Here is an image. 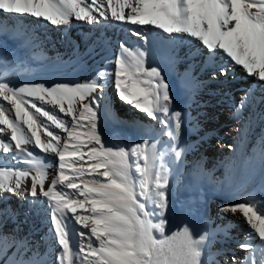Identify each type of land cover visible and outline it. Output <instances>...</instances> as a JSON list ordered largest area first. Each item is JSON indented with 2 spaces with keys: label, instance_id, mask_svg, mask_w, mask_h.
<instances>
[{
  "label": "snow or ice",
  "instance_id": "1",
  "mask_svg": "<svg viewBox=\"0 0 264 264\" xmlns=\"http://www.w3.org/2000/svg\"><path fill=\"white\" fill-rule=\"evenodd\" d=\"M0 13L27 15L57 27L74 21L133 25L132 36L145 44L148 38L139 29L150 26L181 41L198 42L211 61L219 57L223 64L241 67L257 84L264 83V0H0ZM120 49L109 61L115 66L118 98L160 124L156 137L131 146L105 143L98 123L105 80L111 75L106 70L84 83L52 86H17L4 74L0 134L10 136L0 135V155L10 156L16 166H0V199L11 194L29 202L46 201L49 235L60 249L55 264H220L216 256L222 250L212 253L211 246L218 237H229L227 225L199 233L187 223L170 233L166 229L173 172L179 171L187 150L178 143L182 113L172 111L170 84L161 69L145 67L146 50H133L126 43ZM219 74L226 76L227 68L221 67ZM211 78H217L215 71ZM250 98L245 93L233 105L234 116ZM49 154L54 161L46 159ZM50 168L55 172L46 187ZM218 211L242 214L248 225L246 239L239 243L248 255L238 261L233 254L231 264H264V200L253 197L221 205ZM11 246L18 258L9 264H47L38 251L23 255L31 250L27 239L9 244L7 237H0V253Z\"/></svg>",
  "mask_w": 264,
  "mask_h": 264
},
{
  "label": "bare ground",
  "instance_id": "2",
  "mask_svg": "<svg viewBox=\"0 0 264 264\" xmlns=\"http://www.w3.org/2000/svg\"><path fill=\"white\" fill-rule=\"evenodd\" d=\"M136 27L117 22L89 25L75 21L69 26L57 27L27 15L18 17L0 13V77L6 74V78L17 86L23 83L52 86L55 83H84L97 71L106 70L111 75L105 80L98 131L107 145L131 146L146 138H155L161 126L118 98L114 84L115 66L109 61L121 53V43H126L133 50L137 47L146 50L145 67H159L170 84L172 111L182 113L178 143L187 149L179 171L173 172L166 229L170 233L187 223L199 233L204 228L227 225L229 237H218V242L211 246V252L222 250L223 254L216 256L220 264L225 260L231 264L233 254L239 261L248 255L239 247V243L246 239L248 225L242 222V214L220 213L218 209L221 205L253 197L264 200V83L257 84L241 67L223 64L219 57L211 61L207 50L204 53L198 42L190 39L181 41L178 37L144 26L139 30L148 38L145 44L129 31ZM221 67L227 68L226 76L219 74ZM213 71L221 82L207 86L206 81ZM233 82H238L239 89H234V84L230 85ZM248 92L251 93L248 104L238 117L234 116L236 108L233 105H238ZM114 95L117 102L113 106L115 109L110 110ZM44 106L52 110L51 105ZM7 107L10 109L11 106ZM187 111L194 114L188 115ZM222 111L226 113L223 119L229 122L219 127ZM11 115L14 119V112ZM60 116L71 119L62 113ZM127 129L133 131L134 139L126 138L124 133ZM53 130L62 137L66 136L59 129ZM0 135L7 138L10 133ZM210 135L225 136L230 141L221 139L220 143L214 142L217 149L213 151L206 143ZM162 139L167 140V137ZM186 157H189V163L184 164ZM46 159L55 160L51 154ZM206 162L210 163L207 169ZM0 166L13 167L16 162L8 155H0ZM182 167L186 171L179 174ZM48 172L46 187L55 169L50 168ZM26 185L30 188V177ZM175 203L181 206L182 212ZM30 208L33 210L29 211ZM46 208L47 203L43 199L29 202L5 194L0 199V237H7L9 244L13 240L27 239L31 250L23 252L25 257L38 251L47 264H55L60 249L54 247L49 235L50 217L45 215ZM17 258V248L11 246L6 253H0V264H9L10 260Z\"/></svg>",
  "mask_w": 264,
  "mask_h": 264
},
{
  "label": "rangeland",
  "instance_id": "3",
  "mask_svg": "<svg viewBox=\"0 0 264 264\" xmlns=\"http://www.w3.org/2000/svg\"><path fill=\"white\" fill-rule=\"evenodd\" d=\"M206 52V49H204V53ZM181 69V68H180ZM177 75V74H176ZM175 76V75H174ZM235 81V80H234ZM215 82H217V83H219V82H221V80H219V79H212V78H210V79H208L207 81H206V85L207 86H210L211 84L213 85V83H215ZM229 82V81H228ZM232 84H234L235 86H234V89H239V84H238V82H233V83H230V85H232ZM227 86V85H226ZM229 87V86H228ZM206 89H208V90H210V91H212V90H214L213 88H209V87H207ZM205 90V89H204ZM113 102V103H112ZM112 102H111V104H110V110H113V109H115V107H113L114 106V104L117 102V97L114 95V97L112 98ZM237 102V101H236ZM235 102V103H236ZM219 110V109H218ZM221 111V110H220ZM191 113L192 114H194L193 113V111H187V114L188 115H191ZM209 113H212L211 111L209 112ZM225 116H226V113H224L223 111H222V114H221V118L218 120V126L219 127H221V125H222V123H227V122H229V120H224L223 118H225ZM201 119V118H200ZM125 136H126V138L128 139V140H131V139H134V133H133V131L132 130H129V129H127L126 131H125ZM146 139H149V138H146ZM209 139V140H208ZM221 139L222 140H224V141H226V142H228V141H230V139L228 138V137H225V136H223V137H220V136H218V135H210V136H208V138H206V143L212 148V150L214 151V150H216L217 149V146L214 144V142H218V143H220L221 142ZM208 140V141H207ZM217 140V141H216ZM213 141V142H212ZM212 144V145H211ZM214 145V146H213ZM183 163L184 164H187V163H189V157L187 158H185L184 159V161H183ZM209 165H210V163L209 162H206V169L209 167ZM186 171V169L185 168H183L182 167V169H180V173L179 174H183V172H185ZM175 205H176V208H178L179 209V212H182L181 211V206L180 205H177L176 203H175ZM213 208V207H212Z\"/></svg>",
  "mask_w": 264,
  "mask_h": 264
}]
</instances>
